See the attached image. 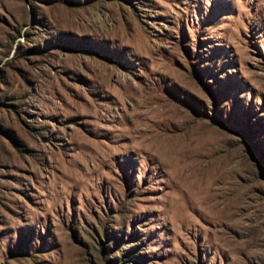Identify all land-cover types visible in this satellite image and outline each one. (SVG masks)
Returning a JSON list of instances; mask_svg holds the SVG:
<instances>
[{
	"label": "rangeland",
	"instance_id": "1",
	"mask_svg": "<svg viewBox=\"0 0 264 264\" xmlns=\"http://www.w3.org/2000/svg\"><path fill=\"white\" fill-rule=\"evenodd\" d=\"M264 264V0H0V264Z\"/></svg>",
	"mask_w": 264,
	"mask_h": 264
},
{
	"label": "trees",
	"instance_id": "2",
	"mask_svg": "<svg viewBox=\"0 0 264 264\" xmlns=\"http://www.w3.org/2000/svg\"><path fill=\"white\" fill-rule=\"evenodd\" d=\"M109 264H111V263H109Z\"/></svg>",
	"mask_w": 264,
	"mask_h": 264
}]
</instances>
